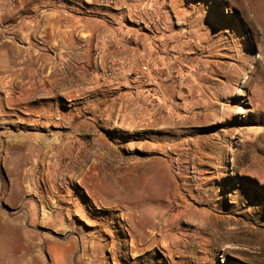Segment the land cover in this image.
Segmentation results:
<instances>
[{
	"label": "rangeland",
	"instance_id": "obj_1",
	"mask_svg": "<svg viewBox=\"0 0 264 264\" xmlns=\"http://www.w3.org/2000/svg\"><path fill=\"white\" fill-rule=\"evenodd\" d=\"M94 2L115 8V22L135 31L127 33L130 40L137 29L146 33L141 65L147 61L156 73L153 86L163 81L174 88L173 96L158 94L154 104L170 103L174 112L141 120L140 131L169 117L180 124L197 118L201 125L157 144L154 153L144 151L145 136L127 135L120 150L129 166H137L135 181L110 180L111 189L96 193L83 171L77 178L63 172L59 194L49 200L31 192L48 194L51 187L45 189L43 178L39 190L36 174L25 178L24 149L6 144L21 126L0 116V264H53L59 248L66 249L68 264H87L76 244L70 246L75 230L86 241L94 235L120 242L131 258L140 254L137 262L161 264L173 258L166 251L170 241L160 239L173 230H198L206 242L200 250H209L204 264H264V0ZM128 11L142 13L141 21L128 20ZM115 34L101 38L103 49ZM159 36L167 38L166 50L156 47ZM161 54L167 58L159 65L151 57ZM112 64L117 71L111 60L105 69ZM182 210L189 215L169 221Z\"/></svg>",
	"mask_w": 264,
	"mask_h": 264
},
{
	"label": "crops",
	"instance_id": "obj_2",
	"mask_svg": "<svg viewBox=\"0 0 264 264\" xmlns=\"http://www.w3.org/2000/svg\"><path fill=\"white\" fill-rule=\"evenodd\" d=\"M117 14L115 8L98 6L94 0H17L2 16L6 28L0 31V116L21 126L20 132L8 135L6 144L24 149L27 167L23 174H36L39 190L43 178L48 184L43 182L45 189L52 183L59 185L63 172L77 178L83 171L85 185L96 193L99 187L111 189L115 179L135 181L137 166H129L120 150L127 135L137 139L145 136L148 144H144V151L154 153L157 144L201 125L197 118L180 124L183 122L169 117L156 129L140 131L141 120L158 112H174L170 103L158 108L154 104L158 94L169 98L175 91L167 82L149 84L141 69L142 57L147 55V35L137 29L134 39L127 38L132 28L125 30L117 24ZM110 31H115V39L103 49L101 38ZM166 40L159 36L156 47L158 44L157 48L166 50ZM151 58L160 65L167 57ZM110 60L118 65L113 77L105 69ZM52 154L64 163L52 172L55 179L49 180L42 164L52 159H48ZM31 192L49 198L44 192L43 196ZM186 211L179 212L189 215ZM175 215L169 216L170 222L181 218L175 220ZM144 231L148 235L150 230ZM198 233L173 230L159 240L170 241L169 249H164H171V264L205 263L209 250H200L206 242ZM74 244L87 264H161L159 260L137 262L135 257L140 254L131 258L120 242L116 245L94 235L86 241L79 230H75V242L70 246ZM108 251L113 252L111 257ZM53 252V264H68L65 248Z\"/></svg>",
	"mask_w": 264,
	"mask_h": 264
},
{
	"label": "built area",
	"instance_id": "obj_3",
	"mask_svg": "<svg viewBox=\"0 0 264 264\" xmlns=\"http://www.w3.org/2000/svg\"><path fill=\"white\" fill-rule=\"evenodd\" d=\"M98 1H100V3L104 4V5H111V4L120 5L119 0H98ZM16 2H17V0H0V31H3L6 28L5 25H2L3 14L5 12L9 11ZM126 17L128 18V20H130L132 22H137V21H141L142 13L138 14L137 11H128V13L126 14ZM124 18H125V14L118 17V19L120 21H122ZM110 37H111V39L113 38L112 35ZM108 39H109L108 37L105 38L106 41ZM141 69L144 72L145 78L146 79L149 78L147 81H149V84L151 85L152 83L150 80L152 79V77L155 76L156 73L153 71L151 65L149 63H147V61L142 62ZM115 70H116L115 64H112L110 67H108V69H106V74L110 77H113L115 74ZM148 123H150V122H148Z\"/></svg>",
	"mask_w": 264,
	"mask_h": 264
},
{
	"label": "bare ground",
	"instance_id": "obj_4",
	"mask_svg": "<svg viewBox=\"0 0 264 264\" xmlns=\"http://www.w3.org/2000/svg\"><path fill=\"white\" fill-rule=\"evenodd\" d=\"M24 122V121H23ZM53 141V140H52ZM53 143V142H52ZM58 144V143H57ZM71 151V150H70ZM45 152V151H44ZM81 152V151H80ZM47 154L49 153V151H47L46 152ZM50 158H52V159H50ZM48 159H50L49 161H43V167L45 168V170H46V175H47V177H48V179L49 180H54L55 178L54 177H56L55 176V174L54 173H52V172H55V171H57L58 170V168L61 166V163H60V161H59V159L56 157V156H54V154H52L51 155V157L50 156H48ZM56 159V162L54 161ZM71 161V160H70ZM74 162V161H73ZM54 170V171H53ZM60 170V169H59ZM25 178H26V173H25ZM72 177V176H71ZM72 178H74V177H72ZM80 182V181H79ZM35 184L36 183H31V182H29L28 184H26L27 186H34L35 188H36V186H35ZM50 190L48 191V196L49 197H51V198H54V196H53V193L55 194H57L58 193V191H57V186L54 184V183H52L51 185H50ZM32 189V188H31ZM37 189V188H36ZM40 192V191H39ZM47 193V192H46ZM59 194V193H58ZM60 196H62V195H60ZM61 199H62V197H61ZM52 202L53 203H56L57 202V199H52ZM60 205V204H59ZM56 207V206H55ZM58 207V206H57ZM61 209H63V207L61 208ZM69 210V209H68ZM187 212V211H186ZM156 214V213H155ZM183 215H185L184 214V212H179L178 214H176L175 216H174V219L176 220V219H178V218H180V217H182ZM61 217V216H60ZM86 223H90L88 220H85L84 218H82ZM90 220V219H89ZM146 223H148V221L146 222ZM145 223V224H146ZM166 242V241H165ZM167 246H168V244H167ZM134 247V246H133ZM115 264H119L118 262H116Z\"/></svg>",
	"mask_w": 264,
	"mask_h": 264
}]
</instances>
